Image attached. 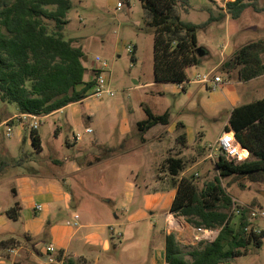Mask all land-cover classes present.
<instances>
[{"label": "rangeland", "instance_id": "374dc122", "mask_svg": "<svg viewBox=\"0 0 264 264\" xmlns=\"http://www.w3.org/2000/svg\"><path fill=\"white\" fill-rule=\"evenodd\" d=\"M3 1L12 0H0ZM118 3L123 6L119 8ZM178 6L182 18L186 21L203 24L210 17L216 19L198 32L199 45L205 47L208 53L201 65L190 68V83L184 90L178 83L155 82L154 29L145 24L140 0H72V8L67 16L68 24L64 31L66 39H73L75 45L82 46L88 56V61L85 62L88 68L86 81L97 77L94 70H98L101 64L96 57H101L102 62L107 63L103 74L108 87L115 95L104 94L101 98H87L82 104L71 105L65 113L43 120L42 125L41 118L39 133L42 136L43 152H39L32 145L29 129L26 128L21 134L22 125L12 124L11 136L7 135L8 127L1 123L8 116L14 115L16 108L14 104L5 103L0 99V206L9 208L15 201L11 191L14 187L11 178L14 173L29 174L32 166L42 167L49 163L59 169L61 166L56 161L64 162L74 158L77 163H83L78 178L75 179L76 175H71L76 180L70 186L74 194L81 192L94 196L98 202L104 203L112 214L117 205L120 209L125 208L119 205V202L117 204L104 201L116 188L111 186V182L130 166L133 169V178H136L137 172L141 174V179L138 180L141 185L144 184L142 177L147 178L153 172L164 174L168 167L167 160H164L165 152L175 145L177 135L180 136L184 132L181 127L178 128V133L168 132L170 128L158 129L150 136L163 135V143L158 141L157 135L145 140L137 127V123L146 117L145 107L156 114L169 110L171 125L181 120L191 127L192 140L187 139L185 143L179 140L176 145L179 148L185 146V149L183 154L177 156L183 159L186 169L197 159L202 160L198 167L200 172L210 169L211 172H207L209 177L205 174L196 176L200 188L214 179L215 163L211 157H207L208 148H211L221 132L225 131L223 125L232 111L223 91L233 90L240 94L236 106L264 98V76L243 83L236 71L227 75L221 65L250 41L264 39V0L258 1L260 11L250 7L238 19H233L227 13L223 0H190V5L179 3ZM133 56L137 59L135 62ZM262 58L264 60V54ZM221 60L220 66L212 72L213 75L223 77L225 85L206 89L202 84L191 82L196 73L203 75L210 72ZM75 109H79L77 117L72 114ZM83 113L95 117L89 119ZM89 127L93 129L91 134L85 132ZM78 133L82 134V139L74 144V134ZM22 137L26 138V143L19 142L16 145L13 158L17 161L11 162L13 159L6 153L5 145ZM68 142L73 145H68ZM116 147L118 152L120 149L127 151L124 154L126 159L118 163L117 167L115 164L123 154L114 153ZM19 163L21 166H17ZM70 171L69 169L68 172ZM223 184L242 209L241 214H235L233 206L232 226L237 229L245 213L253 226L264 229V217L252 215L255 209L264 213V181L252 182L248 177H229ZM148 186L150 188V185ZM130 207L132 206L127 208ZM148 222L150 223V220ZM22 223V220L10 221V225L20 232L23 230ZM130 243L137 244L142 249L146 237ZM122 255V252L118 253L119 257ZM241 261L251 264L264 263V245L252 247L247 257L233 264H240ZM41 262L47 264L48 258Z\"/></svg>", "mask_w": 264, "mask_h": 264}, {"label": "trees", "instance_id": "16d2710c", "mask_svg": "<svg viewBox=\"0 0 264 264\" xmlns=\"http://www.w3.org/2000/svg\"><path fill=\"white\" fill-rule=\"evenodd\" d=\"M227 13L238 19L259 0H223ZM145 24L154 29L155 82H172L184 86L189 70L203 63L208 50L199 45L198 32L216 19L203 24L186 21L178 4L190 5V0H140ZM72 0H12L0 2V99L14 104L21 114L51 115L71 104L82 103L95 85V79L85 81L88 70L84 48L66 39L65 27ZM224 18L225 15H222ZM264 40L250 42L236 50L223 63L222 70L233 71L247 82L264 76ZM137 59L133 56V61ZM96 74L99 70H94ZM97 76V75H96ZM146 117L137 123L143 136L158 124L170 123L169 110L162 114L144 108ZM178 127L184 128L183 123ZM233 131L248 157L235 163L224 154L216 160L217 175L202 188L195 173L179 179L184 169L182 158L167 159V169L173 177L177 193L171 212L186 218L194 227L219 230L212 242L183 248L175 234L166 236L165 264H224L247 255L252 247H261L264 230L249 222L245 213L238 228L232 226L233 197L223 181L229 177H248L252 182L264 181V98L235 107L225 127ZM179 140L185 143L187 133ZM32 145L41 152L42 138L31 130ZM19 202L5 211L10 221H19ZM16 246L15 239L0 242L1 249ZM61 258V254L58 256ZM13 264H23L14 262Z\"/></svg>", "mask_w": 264, "mask_h": 264}, {"label": "crops", "instance_id": "0c3cea01", "mask_svg": "<svg viewBox=\"0 0 264 264\" xmlns=\"http://www.w3.org/2000/svg\"><path fill=\"white\" fill-rule=\"evenodd\" d=\"M222 60L210 72L215 71L222 63ZM223 80L225 81L224 78ZM241 82L244 83V81ZM223 85L225 84L223 83ZM203 87L213 89L212 84L203 85ZM226 91H223L226 102L230 103L233 110L237 107L240 94L233 90ZM71 105L51 115L41 116V125L43 124V120L65 113ZM15 108L16 113L8 116L1 124L4 125L10 118L21 114L16 106ZM202 108L205 111L207 110L206 107L202 106ZM78 112L79 109H75L72 114L77 117ZM83 115L89 119L95 117V115L88 113H83ZM230 115L231 113L229 117ZM228 120L224 123L223 129L228 124ZM15 123L17 122H12L11 125ZM179 123H183L184 128L182 131H187V139L189 141L192 140L191 127L181 120L171 125V119L167 125L158 124L152 127L144 135V139L149 140L151 137L157 135L159 137L158 141L163 143V135L156 134L150 136L151 133L154 130H164L167 128H170V131H168L170 133H178ZM20 130L21 134H23L26 128L20 126ZM79 141L74 139V144H77ZM19 142L26 143V138L22 137L18 141L15 140L5 145L6 153L13 159H8L11 162L17 161L13 157L16 153V145ZM174 143L175 145L179 143L178 135ZM68 145H73V143L68 142ZM175 145L168 148L170 151L165 152L164 160L175 156V158H179L177 155L184 153L185 146H183L184 148H179L177 145L175 147ZM85 148L89 149L86 146ZM114 150H116L114 153L123 154L124 156L120 157L121 159L119 158V161H122H118L115 164L117 167L118 163L126 159L124 154L127 151H121L122 149H120L118 152L117 147ZM208 151L207 157H210L212 147L208 148ZM246 152L245 159L249 155V152ZM66 161H56L61 166L59 169L54 164L49 163V165L42 167L40 165L32 166L30 168L31 173L29 174L17 172L12 175L14 187L11 191L15 197L13 205L15 202H19L22 206L19 221L22 220L23 222V230L20 232L17 228L11 226L10 220L5 215V211L13 205L9 208L0 206V242L7 239H15L16 241L14 248H0V264H13L14 262L42 264L41 261L49 257L46 251L48 246L56 247L57 252L54 253V256L57 258L61 254V258H58V264H165V239L167 235L175 234L180 245L186 249L187 247H190L189 249L196 247L202 242H212L217 237L218 231L212 237V240L206 239L205 235H202L201 239H197L196 227L190 225L185 217L171 212L170 209L177 189L173 185V177L169 174L167 167V171L164 174L162 172L160 174L153 172L147 178L142 177L144 181L142 185L138 183V180L141 179L140 173H136V178L132 177V166L124 170L114 182H111V186H115L116 188L104 200L105 202L111 201L117 204L119 202L121 203L119 205L125 206V208L120 209L117 205L116 210L112 214L105 204L98 202L94 196H88L87 193L78 192L74 194L72 192L70 186L76 180L71 175H76L75 179H77L78 174L83 169V163H77V160L74 158L66 159ZM201 162V159H197L188 169H186L184 162V169L180 172L178 178L191 176L194 172L197 177H201V174L209 177V173L207 175V172H211L210 169L204 172L198 170ZM214 163L216 176L215 160ZM17 166H21V163ZM69 169L71 170L70 173L68 172ZM86 183L87 178L85 179V185ZM148 185H150V188ZM151 185L153 186L152 188ZM141 186H144V188ZM37 205H41V209H37ZM128 206L132 207L128 209ZM153 218L154 221H152ZM149 220L150 223L148 222ZM259 230L264 229L261 227ZM141 237L142 239L146 237V243L142 249L137 244L130 243V241H135ZM119 252H122V257L118 256ZM249 253L239 257L238 260L244 259ZM238 260L224 264H233V262H237ZM240 264L251 263L241 261Z\"/></svg>", "mask_w": 264, "mask_h": 264}, {"label": "built area", "instance_id": "2783aa9c", "mask_svg": "<svg viewBox=\"0 0 264 264\" xmlns=\"http://www.w3.org/2000/svg\"><path fill=\"white\" fill-rule=\"evenodd\" d=\"M123 5L121 3H118V7L121 8ZM132 51V49H130ZM96 60L101 64V67L98 68L99 73L97 74V77L95 78V85L92 90V94L88 98H101L102 95L107 94L109 96L115 95V92L112 91L108 85L107 80L103 74L105 68H107V63L102 62L101 57H96ZM191 82L196 84H203L208 85L212 84V88L216 89L220 87L224 80L221 76L213 75V72H208L206 74L201 75L200 73H196L195 76H193V79ZM181 88L184 90V86L180 85ZM40 120L41 116L32 115V114H19L17 116H14L10 118L8 121L5 122L4 125L8 127V136H11V123L17 122L19 125H22L23 127L31 130H38L40 127ZM86 133L91 134L93 133L92 128H87ZM74 139L76 141H79L82 139V134H74ZM247 150L242 147L240 142L235 137V133L233 131H224L221 136L217 139L215 144L212 146V154L210 157L213 160H216L219 155L222 153L224 154L228 160L234 161L235 163H239L243 160H245V153ZM37 209H41V205L36 206ZM234 212L235 214H241L242 209L241 207L236 203L234 200ZM253 216L258 217H264V213L261 210L255 209L252 213ZM217 231L212 229H206L203 227L196 228L197 239H201L202 235L206 236V239L212 240V237L215 235ZM219 232V231H218ZM217 232V234H218ZM217 236V235H216ZM215 240V238H214ZM213 240V241H214ZM46 251L49 255L47 264H54L57 263L59 260L56 256H54V253L57 252V249L55 246H48L46 248Z\"/></svg>", "mask_w": 264, "mask_h": 264}, {"label": "water", "instance_id": "95a60500", "mask_svg": "<svg viewBox=\"0 0 264 264\" xmlns=\"http://www.w3.org/2000/svg\"><path fill=\"white\" fill-rule=\"evenodd\" d=\"M87 60H88V57L85 56L84 61L86 62ZM218 234H219V232H218ZM218 234H217V236H218ZM215 239H216V238H215Z\"/></svg>", "mask_w": 264, "mask_h": 264}, {"label": "bare ground", "instance_id": "6f19581e", "mask_svg": "<svg viewBox=\"0 0 264 264\" xmlns=\"http://www.w3.org/2000/svg\"><path fill=\"white\" fill-rule=\"evenodd\" d=\"M174 223V222H173Z\"/></svg>", "mask_w": 264, "mask_h": 264}]
</instances>
